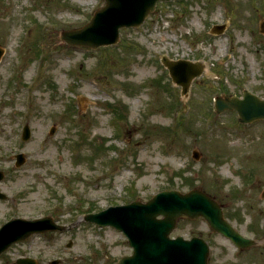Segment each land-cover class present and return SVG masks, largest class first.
Segmentation results:
<instances>
[{
    "label": "rangeland",
    "instance_id": "rangeland-1",
    "mask_svg": "<svg viewBox=\"0 0 264 264\" xmlns=\"http://www.w3.org/2000/svg\"><path fill=\"white\" fill-rule=\"evenodd\" d=\"M103 4L0 0V225L50 216L66 226L12 245L0 264L21 256L116 264L132 252L126 237L83 215L192 188L214 197L256 243L239 250L201 218H180L170 235L204 238L209 264H264V120L239 126L235 112L216 114L212 105L216 95L244 88L263 96L264 0L159 2L139 28L121 29L110 49L60 41L62 30L82 26ZM223 22V34L209 33ZM162 56L207 64L187 98ZM18 153L25 162L15 166Z\"/></svg>",
    "mask_w": 264,
    "mask_h": 264
},
{
    "label": "water",
    "instance_id": "water-1",
    "mask_svg": "<svg viewBox=\"0 0 264 264\" xmlns=\"http://www.w3.org/2000/svg\"><path fill=\"white\" fill-rule=\"evenodd\" d=\"M106 5L94 12L88 24L80 29L61 33V39L69 44L96 47L116 42L121 26H135L154 8L157 0H105ZM174 82L182 86L185 94L191 79L202 69L199 64L163 58ZM215 109L236 110L242 123L264 118V100L244 93L243 99L219 97ZM24 139L29 135L24 128ZM24 161L17 156L16 165ZM3 174L0 172V179ZM264 196V192H263ZM0 198H5L0 193ZM191 219L202 217L211 229L228 237L236 246L248 247L252 240L243 238L223 218L219 204L201 190L194 189L185 194L178 191L161 192L146 203L138 201L125 206L110 207L98 214L87 215L86 220L99 225H113L122 230L133 248L131 256L122 257L118 264H207L208 246L198 237L184 240L178 236L169 238L179 217ZM51 218L36 220L13 219L0 228V253L10 244L26 239L31 234L46 230H61ZM18 264H36L32 260H17ZM53 262L52 264H56Z\"/></svg>",
    "mask_w": 264,
    "mask_h": 264
},
{
    "label": "bare ground",
    "instance_id": "bare-ground-1",
    "mask_svg": "<svg viewBox=\"0 0 264 264\" xmlns=\"http://www.w3.org/2000/svg\"><path fill=\"white\" fill-rule=\"evenodd\" d=\"M205 66L207 65L206 63H203Z\"/></svg>",
    "mask_w": 264,
    "mask_h": 264
}]
</instances>
